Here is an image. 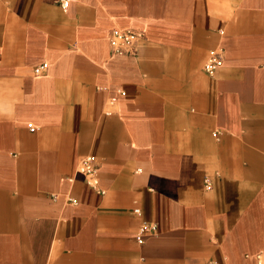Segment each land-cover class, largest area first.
Instances as JSON below:
<instances>
[{"label":"crops","instance_id":"1","mask_svg":"<svg viewBox=\"0 0 264 264\" xmlns=\"http://www.w3.org/2000/svg\"><path fill=\"white\" fill-rule=\"evenodd\" d=\"M0 264H264V0H0Z\"/></svg>","mask_w":264,"mask_h":264},{"label":"built area","instance_id":"2","mask_svg":"<svg viewBox=\"0 0 264 264\" xmlns=\"http://www.w3.org/2000/svg\"><path fill=\"white\" fill-rule=\"evenodd\" d=\"M61 5L64 7L66 3L62 1ZM140 35L132 31H112L109 37V44L113 51L115 52H126L128 46H131L139 40ZM224 55L221 50L214 51L209 56L208 60L204 64V71L207 74H213L221 65L223 64ZM43 67L36 70L39 73ZM78 171L84 175L87 184L95 188L97 186V174H96V159L95 157L84 158L79 165ZM136 214H139L138 209L134 210ZM156 229L154 224L144 223L138 231L137 241L142 242V237Z\"/></svg>","mask_w":264,"mask_h":264}]
</instances>
